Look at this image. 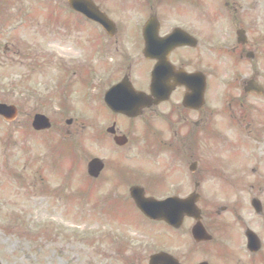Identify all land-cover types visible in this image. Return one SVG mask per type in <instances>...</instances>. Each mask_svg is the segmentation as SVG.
Segmentation results:
<instances>
[{
	"label": "rangeland",
	"instance_id": "1",
	"mask_svg": "<svg viewBox=\"0 0 264 264\" xmlns=\"http://www.w3.org/2000/svg\"><path fill=\"white\" fill-rule=\"evenodd\" d=\"M54 1L0 0V102L12 103L18 109L15 122L5 123L0 118V264H124L127 244L140 254L130 257L147 261L150 254L166 246L165 227H153L138 217V224L99 217L95 198H100V192L90 191V196L86 188L82 171L90 155L100 157L113 152L107 141L103 142L105 147L96 138V122L110 125L98 117L105 111L93 108L94 104L100 106L96 100L101 83L92 80L91 90L84 85L73 87L71 106L55 108L57 78L62 79V74L53 59L42 56L56 55V46H60L64 55L83 60L86 51L80 53L74 43L57 44ZM203 4L197 10L204 18L205 43L220 48L218 56L216 52L209 55L215 60L216 71L212 102L218 108L225 107L217 122L227 124L226 130L219 123L218 134L231 135L230 141L234 140L231 154L236 181H242L238 176L246 169L252 171L255 166L251 164L256 161L263 166V176L264 100L244 94L243 85L251 77L264 85V0H204ZM188 21L196 23V19ZM69 23L75 21L70 19ZM238 28L246 31L249 45L245 49L254 53L253 60L233 51ZM86 93L93 104H88ZM231 98H241L242 105H232L229 111ZM37 112L52 122L49 131L32 130L30 122ZM70 118L73 122L68 126L65 121ZM64 169L67 173L62 176L60 171ZM68 170H72L71 175ZM11 172L18 173L15 177L19 183L10 179ZM59 188L64 195L57 193ZM235 194L236 212L241 214L235 228L242 245L241 222L253 223L255 217L246 219L245 210L238 208L247 192ZM131 215L128 217L132 220ZM223 242L226 254L217 248V264H247L245 247L234 251L228 237Z\"/></svg>",
	"mask_w": 264,
	"mask_h": 264
},
{
	"label": "flooded vegetation",
	"instance_id": "2",
	"mask_svg": "<svg viewBox=\"0 0 264 264\" xmlns=\"http://www.w3.org/2000/svg\"><path fill=\"white\" fill-rule=\"evenodd\" d=\"M92 1L113 21L112 30L108 32L65 2L60 3L62 6L55 7L57 44L74 43L86 55L83 54V60L68 57L56 46L57 54L50 58L62 74L56 85L60 93L55 96L54 104L58 108L71 106L73 87L84 85L91 90L92 80L101 79L96 100L100 106L93 107L105 111L98 117L110 125L96 122V133L115 152L102 156L103 168L96 176L89 175L86 169L89 191L103 194L95 202L103 201L111 212L116 211L126 222H133L140 216L147 220L131 197L133 188L158 200L171 199L174 206L171 212L182 217L179 227L150 220L166 226V252L179 264H217V248L226 254L223 242L226 237L233 249L237 244L242 249L245 246L242 236L244 244L235 243L238 238L235 225L240 224L237 218L241 217L235 208V192L244 190L247 195L238 208L245 210L246 219L253 215L255 220L249 224L242 221L241 232L244 234L251 229L250 225H256L254 230L260 243V249L249 254L248 264H264V229L261 228L264 227V176L258 174L252 178V173L245 172L238 176L242 181H236L226 136L218 134L220 110L212 102L214 70L207 57L212 49L205 45L202 18L197 15L193 24L188 21L187 13L189 3L199 6L202 0ZM61 14H64L62 19ZM70 19L75 23H69ZM244 47L236 48L243 52ZM145 51L149 52L148 57ZM38 66H41L39 62ZM201 76L206 80L202 97L196 87ZM122 80V89L131 85L149 95L153 102L137 117L115 114L107 107L106 92ZM85 97L88 104L94 103L87 93ZM261 97L264 100V92ZM121 136L124 145H115L114 138ZM95 157L91 154L88 161ZM188 207L194 214H188ZM130 213L132 220L128 217ZM198 222L207 235L193 233ZM127 246L129 256L124 264L146 262L130 257L140 254L134 246Z\"/></svg>",
	"mask_w": 264,
	"mask_h": 264
},
{
	"label": "water",
	"instance_id": "3",
	"mask_svg": "<svg viewBox=\"0 0 264 264\" xmlns=\"http://www.w3.org/2000/svg\"><path fill=\"white\" fill-rule=\"evenodd\" d=\"M77 0H71V3L76 2ZM76 7V5H73ZM80 8V7H79ZM238 34V40L239 41H244V36L242 35V32H237ZM202 88V86H200V89ZM246 91H255L257 93L261 92V88L255 84L253 81H249L247 86H246ZM0 114L5 115L6 117H13L15 114V110L12 107H6L5 105H1L0 104ZM33 126L36 129H40V128H46L49 126V123L47 121V119L43 116V115H36L34 117V121H33ZM138 199V198H136ZM138 206L140 207V209L148 216L150 217H156L158 214L155 212V210L157 208L162 209L163 206L165 205V203H157L155 201H151L149 199H139L136 201ZM164 214H161V217H163ZM176 223V222H175ZM249 247H251L252 250L256 249V245H255V241L254 239L251 238V235L249 234ZM164 254H159V255H155L151 258V262L150 264H158V263H162L164 264Z\"/></svg>",
	"mask_w": 264,
	"mask_h": 264
}]
</instances>
